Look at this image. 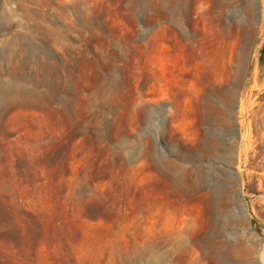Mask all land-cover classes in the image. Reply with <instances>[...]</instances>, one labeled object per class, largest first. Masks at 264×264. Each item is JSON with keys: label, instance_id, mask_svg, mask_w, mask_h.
<instances>
[{"label": "rangeland", "instance_id": "374dc122", "mask_svg": "<svg viewBox=\"0 0 264 264\" xmlns=\"http://www.w3.org/2000/svg\"><path fill=\"white\" fill-rule=\"evenodd\" d=\"M263 44L264 0H0V264H264Z\"/></svg>", "mask_w": 264, "mask_h": 264}, {"label": "bare ground", "instance_id": "6f19581e", "mask_svg": "<svg viewBox=\"0 0 264 264\" xmlns=\"http://www.w3.org/2000/svg\"><path fill=\"white\" fill-rule=\"evenodd\" d=\"M211 244L209 252L204 253L202 256L198 253L193 255L190 260L194 263L191 264H206L207 262L212 264H244L245 260L235 258V252L231 246L221 242V240L212 241Z\"/></svg>", "mask_w": 264, "mask_h": 264}, {"label": "crops", "instance_id": "0c3cea01", "mask_svg": "<svg viewBox=\"0 0 264 264\" xmlns=\"http://www.w3.org/2000/svg\"><path fill=\"white\" fill-rule=\"evenodd\" d=\"M261 64L262 67L259 68V65ZM259 68V69H258ZM255 76H254V81L257 86L260 88H264V44L260 47L259 53H258V58L255 64Z\"/></svg>", "mask_w": 264, "mask_h": 264}]
</instances>
